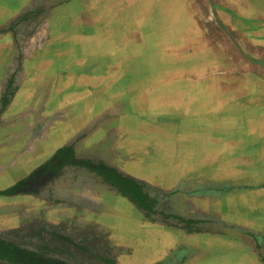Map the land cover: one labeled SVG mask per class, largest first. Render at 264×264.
<instances>
[{"label":"rangeland","instance_id":"rangeland-1","mask_svg":"<svg viewBox=\"0 0 264 264\" xmlns=\"http://www.w3.org/2000/svg\"><path fill=\"white\" fill-rule=\"evenodd\" d=\"M71 1L0 0V191L17 185L15 194L0 195V239L29 259L56 264H186L194 249L184 243L195 242L188 232L197 231L214 264H254L240 245L226 241L246 238L264 264V231L231 226L214 214L188 226L173 217L179 216L175 198L203 194L210 201L232 190L231 184L191 180L163 188L172 187L185 168L180 163L174 169V161L200 147L174 127L203 123L201 100L198 116L195 110L183 114L187 92L190 83L218 73L220 54L159 51L142 62L147 54L134 51L151 44L149 30H113L135 14V0H78L69 6ZM89 3L96 16L116 12L123 20H89ZM174 8L179 12L180 6ZM114 47L115 53L105 50ZM203 59L219 62L203 70ZM66 146L78 160L114 165L145 180L159 202L156 218L84 166L65 165L31 184ZM176 150L179 156L170 155ZM169 239L172 247L154 245Z\"/></svg>","mask_w":264,"mask_h":264},{"label":"crops","instance_id":"crops-1","mask_svg":"<svg viewBox=\"0 0 264 264\" xmlns=\"http://www.w3.org/2000/svg\"><path fill=\"white\" fill-rule=\"evenodd\" d=\"M77 1L72 0L69 6ZM155 1L157 0H135V14H127L123 24V21L113 24V30L121 28L122 31V27L136 29V32L145 28L149 30L146 36L152 39L151 44H143L134 51L141 53V57L147 54L142 62H150L151 56L155 59L154 52L194 50L205 54L218 53L222 65L225 63L224 66L219 63V66L216 65L218 73L215 76H203L202 82L190 83L193 87L187 92L183 114H192L195 110L194 116H198L196 108L199 106L196 102L201 100L203 123L192 126L179 124L174 129L178 136L190 141L198 140L200 147L189 152L186 158L174 161V169L178 170L180 163L185 168L182 167L183 172L174 178L172 187L163 188L169 190L184 181L203 180L213 187L231 184L233 189L221 192L210 201L203 194L177 197L174 202L178 205L174 209L179 212V216L173 217L188 226L203 224L204 214H214L231 226L264 231V0ZM155 3L159 4L157 13L152 7ZM174 6H180L179 12L175 11ZM90 7L89 3V20H123L121 16H114L113 13L116 12H100L96 16L89 11ZM91 36L96 35H88ZM104 36L116 37L111 34ZM153 42L156 43L155 46L152 45ZM114 49L115 47L105 50L112 53ZM91 50L92 53H97L94 49ZM92 58H96L95 55ZM213 62L217 63L219 60ZM210 63L207 62L208 65L212 64ZM207 64L203 59V70L208 67ZM179 150L170 155L179 156ZM109 167L117 170L114 165ZM117 171L143 184L145 193L155 200L153 213H150L155 217L159 202L147 192L145 180ZM120 197L144 214L145 211L125 197ZM188 234H194L196 238L193 243H184L188 250L194 249L187 257L186 264H214L205 248L202 249L203 242L199 241L202 235H197V231H189ZM252 235L253 240L259 239L256 234ZM243 240L226 239L228 243L242 247L241 255L247 261L261 264L260 256L250 251L249 240ZM171 242V239L166 242L162 240L154 245L163 246L168 243L172 247ZM237 258L241 259L239 256Z\"/></svg>","mask_w":264,"mask_h":264},{"label":"trees","instance_id":"trees-1","mask_svg":"<svg viewBox=\"0 0 264 264\" xmlns=\"http://www.w3.org/2000/svg\"><path fill=\"white\" fill-rule=\"evenodd\" d=\"M47 163L49 168L55 171L65 165L84 166L100 177L104 183L116 189L121 196L132 202L137 208L148 214L153 213L155 200L148 197L142 183L119 173L116 169L102 162L95 163L89 160L76 159L71 146L58 149L53 158ZM16 191L17 185L0 191V195H13ZM22 251L13 243L0 239V260L15 264H19V261H22L21 264H56L49 260L41 261L36 256L29 259V256L21 254Z\"/></svg>","mask_w":264,"mask_h":264},{"label":"flooded vegetation","instance_id":"flooded-vegetation-1","mask_svg":"<svg viewBox=\"0 0 264 264\" xmlns=\"http://www.w3.org/2000/svg\"><path fill=\"white\" fill-rule=\"evenodd\" d=\"M52 175H54V170L50 169L49 167H44V168H42V171L40 173H38L37 175H34L31 178L30 182H31V184L39 183V182H42V180H44V178H46L48 176L51 177Z\"/></svg>","mask_w":264,"mask_h":264}]
</instances>
